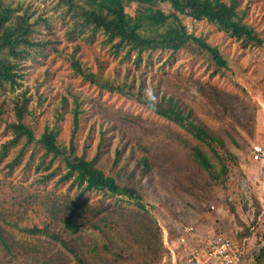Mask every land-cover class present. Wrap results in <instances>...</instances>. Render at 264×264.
<instances>
[{"label": "rangeland", "instance_id": "rangeland-1", "mask_svg": "<svg viewBox=\"0 0 264 264\" xmlns=\"http://www.w3.org/2000/svg\"><path fill=\"white\" fill-rule=\"evenodd\" d=\"M52 2L45 0L47 5ZM157 7L165 12L170 9L167 3ZM135 8L134 3L126 4L129 15L136 13ZM236 8L243 11V20L264 39V0H236ZM181 22L187 33L203 36L219 49L228 60L227 70L214 71L208 55L184 48L174 53L147 51L139 59L132 53L129 59H122L110 52L108 44L101 43V36L92 43L68 41L64 35L66 20L58 16L41 26L37 36L48 44L42 52L32 49V55L21 64L19 84L13 91L6 84L5 94L0 95V144L12 135L7 126L14 120L10 97L22 93L30 97L23 121L38 137L46 126H52L55 106L72 87L87 99L75 136L76 152L84 153L88 159L98 156L97 167L120 184L137 189L141 199L101 191L78 196L75 185L67 191L70 181L55 184L65 170L61 159L51 164L54 175L46 184H37L34 178L46 171L34 168L41 153L36 142L27 146L19 163L9 172L6 164L23 144V138L0 161V264H79L57 242L45 236L24 235L3 219L23 226L48 223L73 241L84 264H152L149 250H158L161 244L167 251L158 264H185L179 238L199 245L202 235L214 233L217 227L224 228L235 248L250 253L255 248V236L241 241L235 236L254 221L252 197L259 199L264 208V160L250 157L253 143L264 145V42L262 46H243L241 39L204 19L181 15ZM72 52L93 70L98 69V60L102 61V72L125 81L130 90L142 94L140 99L147 98L148 89L155 91L157 101L171 97L188 117L186 120L200 124L218 140L212 143L218 155L174 120L150 110L143 100L100 90L83 80L64 58V54ZM72 129L69 111L58 130V137L65 144ZM191 146L204 152L218 174L222 162L228 167L225 187L217 186L209 203L203 199L212 191L207 182L213 180L194 159ZM31 155L35 159L29 165ZM142 157L147 162L144 169ZM49 160L50 156L45 162ZM263 211L256 219L255 231L264 230ZM69 218L90 232H69L63 223ZM91 224L103 226L105 239L126 256L104 249ZM109 227L114 229L109 232ZM189 228L191 235L187 233ZM173 230L181 234L170 243L167 236ZM253 255L246 264H256Z\"/></svg>", "mask_w": 264, "mask_h": 264}, {"label": "trees", "instance_id": "trees-1", "mask_svg": "<svg viewBox=\"0 0 264 264\" xmlns=\"http://www.w3.org/2000/svg\"><path fill=\"white\" fill-rule=\"evenodd\" d=\"M128 3L136 5L134 15H129L126 11ZM162 3L169 5L170 9L167 12L157 7ZM181 15L189 16L195 20L204 19L230 36L241 39L243 46L263 45L264 39L260 32L243 20V11L237 10L236 0H229V2L224 0H54L50 5H47L45 0H0V95L5 94L6 84L10 86L11 91L16 84H19L21 64L24 59L32 55V49L35 48L42 52V49L48 44V41L41 40L37 35L41 31V26L50 24L54 16L66 20L64 35L68 41L80 40L92 43L101 36L103 37L101 43L108 44L110 52L114 56L120 55L122 59H129L132 53H135L139 59L140 55L147 51L153 52L159 49L160 51L171 50L174 53L184 48L192 53L200 52L208 55L214 65V71L227 70L228 60L219 49L207 43L203 36L197 37L192 33H187L181 22ZM64 58L70 63L73 72L91 85L110 93H120L140 101L143 100L142 102L149 107L148 99L144 97V99H140L142 94L130 90L125 81L116 77L110 78L104 74L102 61L98 60V69L93 70L82 63L74 52L64 54ZM67 93L68 96H62L53 110L52 126H46L38 137L23 121L30 97L24 93L10 97L14 120L7 123V126L11 129L12 135L0 144V161L24 138L23 144L16 149L14 157L6 164L9 172L19 163L27 146L36 142L39 144L41 153L36 158L34 168L46 171L40 172L34 178L37 184H46L47 180L54 175V171L50 168L51 164L54 160L61 159L65 170L56 178L55 184L60 186L70 181L66 186L67 191L75 185L78 196L89 191H101L110 195L128 194L136 200L141 199L137 189L120 184L115 177L97 167L98 156L88 159L84 153L76 152L75 136L81 125V114L85 112L84 102L87 99L82 92L76 91L72 87L67 88ZM69 111L72 113L73 129L68 144H65L63 140L59 139L58 130L64 114ZM154 112L177 122L194 138L208 145L215 155H218L216 148L212 145L218 140L200 124L193 120H186L188 117L181 113L171 97L157 101ZM190 150L197 163L213 180V182H207L209 190L212 191L207 192V198L203 199L209 203L213 200L212 196L216 193L217 186L225 187L223 184L224 175L228 167L225 162H222L218 174L199 147L191 146ZM48 156H50V160L45 162ZM34 159L35 156L31 155L29 165L33 163ZM146 163V158L142 157L143 169ZM252 201L255 206L254 221L238 231L235 237L241 241L244 237L255 236V248L251 253L247 249L245 250V253H250V255L246 257L244 264L248 262L251 254H254L252 257L256 264H264V247L256 249L260 240L264 239V230H253L256 219L262 214L263 207L259 199L252 197ZM136 204L141 205L140 202ZM231 209L234 210L233 207ZM3 221L24 235L45 236L57 242L73 255L79 264H84L81 253L73 241L61 232L50 228L48 223L42 222L41 226L36 224L23 226L17 221L5 219ZM63 223L73 234L90 232L89 228L85 229L77 220L69 218L65 219ZM91 228H94L95 235L102 240L104 249L118 256L124 254L122 250L116 249L105 239L103 226L91 224ZM113 229L109 227L108 231L111 232ZM159 231L161 232L160 229ZM214 232L225 233L223 227H217ZM180 234L181 232L175 230L169 231L168 242H174ZM229 238L232 245L237 247L234 240ZM166 251L163 244L158 250L150 249L149 252L154 259L151 263L155 264L157 261L156 264H158ZM125 256L126 254H124Z\"/></svg>", "mask_w": 264, "mask_h": 264}, {"label": "built area", "instance_id": "built-area-1", "mask_svg": "<svg viewBox=\"0 0 264 264\" xmlns=\"http://www.w3.org/2000/svg\"><path fill=\"white\" fill-rule=\"evenodd\" d=\"M264 130V123H263ZM250 157L254 161L264 160V145L253 143L250 147ZM190 228L185 231H189ZM185 233V234H187ZM191 235V234H190ZM201 244L191 245L180 237V249L182 248L185 264H244L250 253L240 250L232 245L231 239L223 232L205 233L202 235ZM264 247V239L256 246Z\"/></svg>", "mask_w": 264, "mask_h": 264}, {"label": "clouds", "instance_id": "clouds-1", "mask_svg": "<svg viewBox=\"0 0 264 264\" xmlns=\"http://www.w3.org/2000/svg\"><path fill=\"white\" fill-rule=\"evenodd\" d=\"M146 97L148 99L150 110L154 111L157 105V96L153 89L146 90Z\"/></svg>", "mask_w": 264, "mask_h": 264}, {"label": "crops", "instance_id": "crops-1", "mask_svg": "<svg viewBox=\"0 0 264 264\" xmlns=\"http://www.w3.org/2000/svg\"><path fill=\"white\" fill-rule=\"evenodd\" d=\"M263 196H264V193H263ZM263 203H264V199H263ZM261 204H262V202H261ZM264 209V208H263ZM264 212V211H263Z\"/></svg>", "mask_w": 264, "mask_h": 264}]
</instances>
